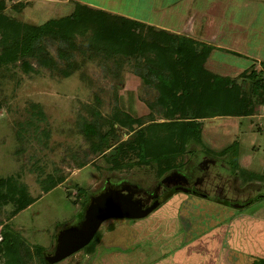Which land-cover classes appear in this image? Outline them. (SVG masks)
Instances as JSON below:
<instances>
[{
  "label": "rangeland",
  "instance_id": "obj_1",
  "mask_svg": "<svg viewBox=\"0 0 264 264\" xmlns=\"http://www.w3.org/2000/svg\"><path fill=\"white\" fill-rule=\"evenodd\" d=\"M81 1L93 2L112 12L130 14L139 10L143 12L141 17L175 27L186 26L180 22V16L189 9L186 23L193 25V31H188L195 36L200 33L208 40L214 39L219 27L237 24L241 28L235 29L239 34L251 36L249 41L245 35L244 42L248 44L244 47L252 49L264 39V0H154L149 14L140 10L142 0H0V223L8 224L27 246L23 264H41L40 255L52 256L62 231L83 232L87 210L96 200L109 203L111 198H118L138 202L144 208L178 186L177 194L190 193L196 200L213 205L212 210L225 208L223 201L242 204L259 196L241 208L228 207L233 215L263 206L264 177L259 175L243 182L231 171L229 160L218 155V150L236 140L235 117L201 118V145L189 142L186 149L181 147L177 132L179 121L185 119L170 109L173 103L152 78L142 79L146 73L143 46L136 45L129 54L122 50L95 52L85 46L92 29L83 24L70 29L72 43L66 47L68 54L64 57L57 52L63 43L48 35L38 40L40 62L36 55L26 57L24 62L13 58L24 42L12 49L3 47L12 39L3 35V28L9 24L21 32L25 24L39 25L70 14L77 3L85 4ZM138 30L136 27L134 32ZM252 81L248 77L237 79L247 97L253 95ZM255 104L256 114H264V102ZM262 120L263 117L257 118L253 123ZM94 122L99 125L96 134L89 138L84 127ZM97 134L107 137L103 149L97 146ZM250 134L253 135L238 149L239 154L250 152L255 162L263 161L264 150L262 153L252 149L249 141L254 138L252 141L260 143L264 134ZM171 149L175 151L169 153ZM114 154L116 157L111 158ZM20 187L23 194L15 190ZM23 196L30 202L17 208ZM203 212L210 217L214 211ZM126 221L107 218L99 232ZM157 223L158 220L154 225L163 238L146 240L135 248L138 253H125L120 246H111L117 242L111 239L94 245V249L91 247L95 241H91L55 262L45 261L189 264L175 262L179 248L158 260L152 258L159 248L166 252L179 242L175 233L163 236L161 232L167 228L159 227L164 222ZM231 228H235V223H231ZM228 238L227 246L232 248L235 233H229ZM152 241L160 247L152 245ZM223 255L220 264H224L226 252ZM138 256L142 258L139 260ZM8 258L0 247V264H8Z\"/></svg>",
  "mask_w": 264,
  "mask_h": 264
},
{
  "label": "trees",
  "instance_id": "obj_2",
  "mask_svg": "<svg viewBox=\"0 0 264 264\" xmlns=\"http://www.w3.org/2000/svg\"><path fill=\"white\" fill-rule=\"evenodd\" d=\"M83 24L90 25L92 29L89 38L85 41V46H88V49L93 48L95 52L103 50L104 53H112L116 50H122L129 54L134 52L136 45H141L145 48L146 73L142 79L152 78L160 92L169 97V100L173 103L170 109L185 119L179 121L180 129L177 132L178 141L184 149H186V145L189 142L201 145V118L216 115H247L253 111L256 101L264 102V81L262 80L264 61H259V68L256 69L251 64L247 70L240 72L234 77L220 75L205 67V61L213 49V45L196 40L183 33L158 28L125 16L110 14L104 10L90 8L88 5L81 3H77L70 14L61 18H51L39 25L25 24V28L21 32L15 30L9 24L3 28V35H8L12 39L4 44L3 47L12 49L24 42L21 49L13 55V58H20L24 62L26 57L36 55L40 62L38 52L40 43H38V40L48 35L53 39H59L63 43V45L57 47V52L64 57L68 54L66 47L72 43L70 29L75 25ZM57 25L61 27L60 30H57ZM62 27L66 28L63 29ZM136 27L139 30L134 32ZM220 49L239 55L238 52L233 50ZM148 51L151 54H148ZM244 77L253 79L250 88L253 92L252 96H245L241 84L237 82V79H243ZM98 125L96 122L87 123L84 127L86 136L92 138L96 134ZM109 126V129L112 128V122ZM105 144H107V137L104 134H97V146L103 149ZM203 147L204 145L202 144ZM173 151L175 149L169 150V153ZM218 151V155L225 156L229 160L231 171L240 177L243 182L252 178L255 179L259 175H261V178L264 177L262 174H257L239 165L237 160V140H233L228 146ZM115 157L116 154L111 155V158ZM15 190L21 192V194L24 191L22 187ZM78 190L79 193L82 192L81 188H78ZM179 190L180 187L178 186L169 189L160 199L159 203L162 204H158L145 216L135 218L136 220L127 218L126 228L128 231H133V225L137 224L136 232L135 230L133 231L136 233H134L136 237H140L142 234L153 235L154 233L153 236L157 237L158 231L161 230L154 223L157 220L158 223L164 222L159 227L164 226L165 229L171 230V232L167 231V229L161 232L164 236L175 233L174 235L188 239L187 242L193 249L192 252L196 251L194 254L195 264H198L201 244H203L202 248L205 247L207 250L205 251L206 254L203 255L202 263L214 264L221 246V236L226 222L235 216L233 215L234 212L229 210L228 207L233 209L241 208L257 200L259 196L242 204L223 201L224 205H226L225 208L219 209L217 207L218 209L212 210L210 208L213 205H206L207 202L203 203L200 201L201 199L196 200L193 196H190V193L177 194ZM199 195L201 198H207L203 194ZM21 199L17 208L30 202V199L24 198V196ZM203 209H209L214 212L209 217L204 212L201 213ZM157 212L161 214L160 217L157 216ZM148 215L154 216V218L149 216L150 220L147 221L149 219ZM112 218L118 220L123 217ZM122 224L123 222L116 226L108 227L101 233L98 228L88 242L95 241L91 248L94 249V245L98 244L103 236L105 240L108 236L118 241H120V237H124L123 239L127 240L129 235H122ZM0 225V247L9 257L8 264H23L25 256L28 255L27 246L23 244V241L15 232L10 230L8 224L0 223ZM104 232H106L105 235ZM207 233L209 234L207 238L202 237ZM136 239L134 242L141 243L138 242L140 240L137 241ZM207 239L209 240L208 244L206 243ZM111 246H117V244L113 242ZM182 247L185 248L184 246ZM38 248L40 249L41 247ZM205 258L206 260H204ZM40 262L41 264H47L44 255H40ZM249 264H264V257H254Z\"/></svg>",
  "mask_w": 264,
  "mask_h": 264
},
{
  "label": "crops",
  "instance_id": "obj_3",
  "mask_svg": "<svg viewBox=\"0 0 264 264\" xmlns=\"http://www.w3.org/2000/svg\"><path fill=\"white\" fill-rule=\"evenodd\" d=\"M81 2H84V1H81ZM141 2H142V8L140 10L149 14V12L151 11V8L153 7L154 0H142ZM84 3L96 9H101L109 13L111 12L112 14L121 15V16H125L128 18L138 20V21H142L147 24L156 26L158 28H162L165 30L173 31V32L183 33L192 38H195L196 40L213 45V49L211 50V52L209 53L205 61V67L209 69L210 71L220 74V75H228V76L233 77V76L238 75L240 72L247 70L251 66V64H253L256 69L259 68V61H264V39L260 42V44L255 45L252 49L249 46L244 47V45L248 44V43L245 44L244 42L246 40L245 35L248 36L247 40L249 41H250L251 36L250 34H245L243 32L239 34V32H237L239 30H235V29H238L239 27L237 24L236 25L231 24L230 26L224 29L222 28V26L219 27L217 29L219 33L216 35V38L208 40L206 37L204 36L202 37L200 33L197 36H195L194 33H190V31H193V25L186 23L189 17V11H188L189 9L185 10V13H183L180 16V20H181L180 22L183 24H186V26L184 25L179 26L181 27L179 28V27H175L174 25H170V23L151 21L147 18L141 17L140 14H143V12H139V10H136V12L134 11L135 12V15H134V12L128 14L121 10H115L112 12L109 8H106L104 6L101 7L98 4H93V2L85 1ZM164 22H167V21H164ZM191 28L192 30L188 31ZM253 38H255V35L253 36ZM220 48H226L229 50L236 51L239 53V55H235V54L223 51ZM255 106L256 104L253 107L254 111L255 109H257ZM254 111L247 115H235V116L231 115L232 117H235V135H236V140L238 142V149L240 148L242 143H244V140L247 139L249 135H253V134H250V132L254 134L259 132L260 135L264 134V120L260 121L259 123L257 122L253 123V121H255V119L257 118H262V117L264 118V114L261 112H259L260 114H256V111L255 112ZM252 140L249 141V144L252 146V149L261 150V152L263 153L262 150H264L263 148L264 140H262V142L260 143H256ZM237 160H238L239 165L242 166L243 168H246L252 172L256 171L259 174L264 175V160L261 161L260 159L259 160L257 159L255 162L253 155H251L250 152H247L246 154L241 155L239 154V151H238ZM126 223L127 222H123L121 232H122V235L126 234L127 236L128 235L129 236L127 240L123 239L124 237H120V242H119L122 250H124L125 253H131V254L138 253L137 249L139 248V246L143 242H146V240H150L152 237H153V240L154 239L159 240V238L160 239L163 238L161 237V235H158L157 237L153 236L155 233L152 236L149 234H142L140 235V237H136L135 235L136 234L135 228H137V226H135L136 224L133 227L135 232H133L134 230L133 231L127 230L126 225H125ZM231 223L232 224L235 223V228H231ZM261 226L263 227L261 228ZM229 233L230 234L235 233V246H232V248L227 246V242H226L227 239H229L228 238ZM208 235L209 234L207 233V234H204L202 237L207 238ZM210 236L209 238L212 239V237ZM135 238H137L136 239L137 241L140 240L138 242H141V243L138 244L134 242ZM175 238L177 239V242L178 241L179 242L174 243V247L171 249H168V251L166 252L160 251V248H159L160 246H158L159 243L157 241H152L151 244L152 245L155 244L159 248L158 249L159 251H157V253H155V255H153L154 257L152 256V258H154V260H158L157 259L158 257L163 256L165 253L169 252L170 250H176L179 248L180 249L178 252L179 255L177 256V254H175V257H174L175 262L176 263L188 262L189 264H195L194 254L196 251L192 252L193 249H191V247L189 246V242H187L186 239H184V237L182 238V236H179ZM230 238H231V235H230ZM111 239L112 237L108 236L106 240L110 241ZM182 239H184L185 241ZM208 239L206 240L207 244L209 242ZM182 241H183V244H182ZM220 242H221V246L219 247L218 255L216 257L214 264H220L222 260L221 256L223 255L224 252H226L225 257H223L224 264H225L224 260L227 261L226 264H249V262L254 257H264V205L261 206L259 209H255L249 213L235 214V216L230 218L226 222V226L222 232ZM134 244H137V245H134ZM182 246L185 247L183 251L181 250L183 248ZM202 246L203 244H201V249H199L198 264H203L202 263L203 255H205L206 254L205 251H207L206 248L205 247L202 248ZM128 250H132V252H129ZM141 258L142 257L138 256L139 260ZM204 260H206V258ZM150 263H147V264H150Z\"/></svg>",
  "mask_w": 264,
  "mask_h": 264
},
{
  "label": "water",
  "instance_id": "obj_4",
  "mask_svg": "<svg viewBox=\"0 0 264 264\" xmlns=\"http://www.w3.org/2000/svg\"><path fill=\"white\" fill-rule=\"evenodd\" d=\"M158 202L156 200L151 205L140 208L138 202H127L118 198H111L109 203L102 200L94 201L86 213V229L82 226L83 232L81 233L62 231L59 234V243L54 254L45 256V260L50 263L55 262L83 247L105 219L110 217L140 218L156 207Z\"/></svg>",
  "mask_w": 264,
  "mask_h": 264
},
{
  "label": "flooded vegetation",
  "instance_id": "obj_5",
  "mask_svg": "<svg viewBox=\"0 0 264 264\" xmlns=\"http://www.w3.org/2000/svg\"><path fill=\"white\" fill-rule=\"evenodd\" d=\"M162 197V196H161ZM160 199V198H159ZM158 201H160V200H158ZM157 216L158 217H160L161 216V214H159L158 212H157ZM151 217V216H150ZM150 217H149V219H147V221H149L150 220ZM124 218V217H123ZM151 218H154V216L153 217H151ZM125 219H127V217H125ZM134 220H136L135 218H134ZM135 226H137V224L135 225ZM133 227H134V225H133ZM105 231V230H104ZM105 233L106 232H104V235H105ZM104 241V236H103V238L100 240V242L97 244V245H99L100 243H102ZM117 242H120V241H118V240H116ZM117 242H115V244H117V246H120L121 247V245H120V243H117Z\"/></svg>",
  "mask_w": 264,
  "mask_h": 264
},
{
  "label": "built area",
  "instance_id": "obj_6",
  "mask_svg": "<svg viewBox=\"0 0 264 264\" xmlns=\"http://www.w3.org/2000/svg\"><path fill=\"white\" fill-rule=\"evenodd\" d=\"M262 80L264 81V74L262 75Z\"/></svg>",
  "mask_w": 264,
  "mask_h": 264
}]
</instances>
